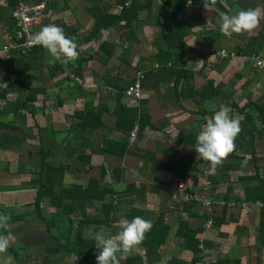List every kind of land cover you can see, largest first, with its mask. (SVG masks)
Returning <instances> with one entry per match:
<instances>
[{
    "label": "crops",
    "instance_id": "1",
    "mask_svg": "<svg viewBox=\"0 0 264 264\" xmlns=\"http://www.w3.org/2000/svg\"><path fill=\"white\" fill-rule=\"evenodd\" d=\"M44 1L48 10L46 18L48 25H58L64 32L71 35L75 33L72 39L76 42L78 50L87 54L96 48V42L82 41L92 22L88 12L89 2H94L109 13L118 12L115 6L116 0ZM218 1V5L187 1L184 8L176 15L177 33L183 36L185 45L192 50L181 46L174 37L162 39L163 32L169 28V8L160 0H151V6L140 11L137 20L132 23L131 33L135 40L130 42L125 40L126 30L122 29V20H116L109 28L101 31V39L107 38L117 43L118 46L107 62L92 59L83 63L81 78L73 74L67 76L66 72H61L59 75L54 74L48 78L44 66L45 59H35L32 72L36 71L37 76L36 81L32 82V91L33 94L35 90L37 91L38 99L33 105L35 119L40 124V137L34 136V129L30 132L22 131L25 138L21 145L9 144L3 137L5 129L2 130L3 132L0 131V139L5 141L0 144V212L11 217L9 227L0 229V231H3L9 238V253L13 257V264H70L68 257L74 255L67 254L65 249L61 248L58 254L47 252L59 243L64 244L65 241L54 227L47 228L38 218L37 211L34 210L35 189L27 184L40 169L39 165L38 168L35 167L37 164L35 160H41V151L50 150V145H59L46 156V161L54 164L50 162L51 155L54 151L61 153V160L57 157V162H63L62 158H65L64 161L67 163H63L69 164L65 183L81 182L84 184L91 174L97 175L99 169L93 168L91 174H86L83 169L87 165L76 161L65 152L71 135L68 131H72L74 124L76 125V120L72 115L83 108L85 100L104 104L107 110L102 114L101 126L94 131L78 128L76 133H88L89 144L99 146L106 145L108 135L115 139L119 138L122 134L115 129V116L112 110L119 102L126 106L134 103L119 89L124 87L138 71L144 73L141 80V99L146 101L143 111L150 115V121L156 128L147 127L142 132L136 130L134 137L129 136V148L134 151H137L136 146L143 148L146 151L145 160L133 154H127L123 158L109 154H94L91 163L93 165L105 164L107 174L102 183H107L116 190H122L127 182L135 183L136 200L133 201L132 206L144 211L142 218L150 220L151 223L158 218H163V221L170 225L164 242L159 244L155 252L147 253L139 245L127 257L138 254L142 257V264H191L192 251L183 246L182 237L175 235L176 225L178 221L185 219L189 227L201 226L205 221L201 213L206 207L198 204L192 207L191 209L196 212L193 216H189L186 210H182L183 198L179 181L172 176L171 172L152 166V160L156 157L179 163H195L198 153L192 146V142L190 144L179 140L178 136L198 135L208 120L212 118L213 113L220 106H228L232 101L239 105L248 99L255 103L264 102V70L256 69L253 63L246 61L245 56L223 58L217 55L221 47L229 50L235 49L237 46L245 45L250 38L257 36L255 37L257 42L254 43L256 53L264 59V0ZM144 2L146 5L150 4L147 0ZM5 8V0H0V44L8 41L6 25L8 15L6 16L3 12ZM247 9H254L260 15L259 24L254 30L233 33L232 36H226L220 31L218 20L222 13L231 15ZM123 48L127 50L126 62L119 60ZM158 51H167L172 54L174 60L169 62L168 66L193 71L191 80L195 89L202 88L207 80H213L218 93L206 98L197 92L187 95L189 93L187 89L185 92L187 96H180L177 100L175 90L179 91L184 82L182 79L179 80L175 87V76L161 73L162 75L157 77L158 63L154 60V55ZM199 53L203 56L198 55ZM1 63L2 61L0 62V74L3 73L5 67H1ZM66 76L70 79L69 87L71 88L66 82H62ZM8 83V81L0 83V88H5ZM14 91H1L0 95L5 93L10 97L13 93L12 97L17 99V91ZM206 92L209 95L212 94L210 89ZM58 95L64 99L63 105L55 107ZM8 100L13 101L10 98ZM200 109L212 111V113L200 114ZM227 109L229 113V108ZM2 116L7 123L12 121L10 120L11 113L2 114ZM233 117L240 118L236 114ZM14 124H20V122L16 119ZM33 124L34 122L31 121V125ZM10 125L7 124V126ZM54 131L63 132L64 137L58 138L53 134ZM256 143L259 158L262 156L258 160V165L261 166L260 173L264 177V147L259 146V143L262 145L264 143V135L256 138ZM79 144L78 140L73 141L72 144L69 143V145ZM169 149L174 151L173 156L167 155ZM250 149V146L242 148L241 154L244 155V160L241 161L239 171L230 173L229 177L219 173V184L213 195L204 191L206 189L203 188V182L207 180V175L214 171L210 170L206 163L197 162L200 176L199 184L194 186L193 190L196 200L200 202L199 199L207 193L210 195L209 201L213 200L214 204L215 195L224 192L229 181H235L236 179L233 178H237L238 175L252 173ZM143 150L140 153H143ZM114 167L123 168L120 182L115 181L111 170ZM76 171H79L78 176L73 174ZM151 183L161 185L158 194L150 193L148 188ZM234 186V194L242 196L241 183H234ZM84 202V200L81 201V207ZM96 206H98L97 203H92V207ZM39 208L42 214L40 216L48 217V219L54 211L47 205L46 197L41 200ZM258 215V204L249 206L245 204L241 208L235 207L227 211L225 221L219 228L210 227L217 231L208 232L210 228H204L199 235L203 257L195 264H208V261L225 257L229 259L230 264H264V247L256 248ZM18 217H24V220H19ZM131 220L125 219L123 213L112 217L113 224L117 226H122L123 222ZM100 230L104 229L98 228L97 231ZM117 233L111 234L107 230L105 232L111 237H115ZM123 261L124 256L120 258V264H123Z\"/></svg>",
    "mask_w": 264,
    "mask_h": 264
},
{
    "label": "trees",
    "instance_id": "2",
    "mask_svg": "<svg viewBox=\"0 0 264 264\" xmlns=\"http://www.w3.org/2000/svg\"><path fill=\"white\" fill-rule=\"evenodd\" d=\"M145 1V0H144ZM141 0H116L115 6L118 8L117 13H109L105 9H102L94 2H89L88 12L91 15V25L88 28V33L82 38L85 43L96 42V48L91 53H85L79 51V57L74 62L61 64L51 63V57L47 50L41 46L27 47L23 46L24 37L18 32V29L14 25L13 17L11 12L15 5L19 2L28 3H41L45 5V10H47L46 3L44 0H5L6 9L8 11L7 17V30H8V41L6 44L10 43L12 46L7 50V52L0 57V62H5V67L3 73L0 74V83L8 81L9 83L5 88L1 89L0 92L10 91L12 89L17 91L18 98L13 101L6 100L4 105H0V117L2 114L11 113L12 116L7 123V121L0 118V131L5 129L3 137L9 142V144H14L12 141L19 140L20 144L23 142L25 135L22 131L30 132L33 129L35 132L34 136L40 137V124L35 119L34 105L38 97L36 96V90L33 94L32 82L36 81L37 73L32 72L33 64H35V59L44 58V66L48 75L51 78L54 74H61L66 72V75L73 74L74 76L81 78V68L82 64L88 62L89 60L96 59L100 62H107V60L114 54L117 43L105 39H101V31L109 28L116 20H122V29L126 30L124 33L125 40L127 42L135 40V37L131 31H133L132 23L137 20L138 13L144 9H148L151 6V0H147L149 5ZM191 1L193 3L207 2L209 4L218 5V0H160L163 5L169 8V28L165 29L162 34V39H167L174 37L177 42L186 48L183 41V36L177 33L176 27L177 21H175L176 15L184 8L185 3ZM46 17L43 19L42 24L38 27L37 31L44 25H48V19ZM171 26V27H170ZM77 32V31H76ZM70 38L74 34H68ZM250 38L248 42L243 46H237L235 49H231L234 53V57L245 56L247 62L253 63L255 66L254 57L262 59L255 49V44L257 42L256 38ZM0 44V48L3 44ZM223 48V47H221ZM220 49V48H219ZM189 50H192L189 48ZM126 48L122 49L119 60L126 62ZM200 56V53L198 54ZM217 55L223 58H233L228 54L221 56L217 51ZM154 60L158 63L157 77L160 74H166L169 76H175V84L177 87V82L182 79L184 85L180 86V90H175V98L178 100L180 96H187L190 93L197 92L200 96L210 98L218 93V90L213 85V80H207L204 86L200 89H195L192 85V70L177 69L173 66H168L169 62H173V56L167 51H158L154 55ZM264 60V59H263ZM36 67H34L35 69ZM37 70V69H35ZM263 70V69H259ZM141 72V71H138ZM143 73V72H141ZM56 75V76H57ZM162 75V74H161ZM63 77V83L69 87L70 79L68 77ZM144 76V73H143ZM77 79V78H76ZM135 80L134 77L128 81V83L120 88L119 90L125 94L128 98L133 100V104L126 106L122 103H117L112 110L115 116V129L121 132L119 138H113L111 135L106 137V145H91L89 144L88 133L77 134L78 128H83L86 130H96L102 124V114L107 110L104 104L94 103L92 100H85L83 103V108L79 111H75L72 115L73 119L76 120V125L74 124L73 130L68 131L70 135L69 141L66 145L65 152L69 153L72 158L76 161H81L87 166L83 171L86 174H91L93 168L99 169L97 175L91 174L83 183H65V177L68 175L69 164H64L59 162L58 164H51L46 161V156L51 154L54 147L59 145H50V150L41 151L42 158L39 161V172L35 177H32L27 184V186L35 189V198L33 202L34 210L37 211L39 215L38 218L47 228H53L65 241L64 244L59 243L56 247L49 249L48 254L54 253L58 254L59 250L65 249L67 254L74 255L77 259H80L81 264H96V255L98 250L94 245V240L92 239L93 232L97 231L98 228L107 230L111 234H115L121 230V226L113 224L112 217L118 213H123L125 219H133L135 216L144 217V211L142 209H137L132 206L133 201L136 200V185L134 182H127L122 190H116L113 186L107 183H102L105 178L107 171L105 164L100 163L98 165H93L91 163V158L94 154L101 155H112L116 157L123 158L127 154L138 155L143 161L146 158V151L143 148L136 146L137 151L130 149L129 136L130 132L136 128L138 132L144 131L147 127L155 129L156 127L150 121V115L143 111V106L146 101L140 98H134L131 95H127L126 90L128 85H130ZM75 82V81H74ZM71 88V87H69ZM189 93L185 95L186 90ZM207 89L212 91V94L206 92ZM204 93V94H203ZM63 100L60 95L57 96V101L55 102V107L62 106ZM137 102V103H136ZM45 107V105H43ZM229 108V115L233 117L234 114L240 116L238 119L241 124V132L235 139L234 150L223 160L221 165H218L214 173L207 175V180L203 182V188L206 189L207 193L213 195L217 190V185L219 184V173L229 177L230 173L239 171L241 169V161L244 160V155L241 154L242 148L244 146H250V158L252 161V173L238 175L235 181H229L226 185L224 192L215 195L214 204L213 200L210 199V206L212 209H205L201 213L204 220L207 218L211 220V226L219 228L225 221V215L227 211L231 208H241L243 205H259V215L256 224V236L257 244L256 248L259 249L264 247V177L261 176L260 169L261 166L258 165L259 154L256 150V138L262 137L264 135V102L255 103L254 101L248 99L242 105L232 101L226 106ZM199 110V109H198ZM200 114H211L212 111L202 110L199 111ZM18 120L20 124H14L15 120ZM31 121L34 122L31 125ZM30 122V124H29ZM7 124H11L7 126ZM63 133V132H62ZM59 131H54V135H61ZM35 137V138H36ZM197 135H180L179 140L184 142H189L192 146L196 145ZM79 141V145H69L73 141ZM16 144V143H15ZM40 144V143H39ZM143 150V153L140 151ZM87 151V152H85ZM168 156H173L174 151L169 149L167 152ZM197 162L206 163L208 168H210V163L200 157L196 158L195 163H179L174 160L169 161L166 159L154 157L152 160V166L168 171L172 173V176L179 181L180 187L183 186L182 192L183 206L182 210H186L189 216L196 214L191 208L195 205H201V203L194 197V186L199 184L200 172L197 168ZM114 174L115 181L120 182L122 178L123 168L114 167L111 169ZM141 171V169H139ZM76 171L74 176H78ZM234 183H241L242 196L235 193ZM244 184V185H243ZM161 185L158 183H151L149 185V191L152 194H158ZM47 198V205L53 208V212L50 214L49 219H46L41 214L40 203L43 198ZM210 197V196H209ZM84 200V204L81 207V201ZM97 203L98 206L92 207V203ZM93 208V209H92ZM92 209V210H91ZM34 211V212H35ZM19 220H24V217H18ZM151 229L146 233L144 240L140 244L145 250V252H155L159 244L163 243L167 232L169 231V224L163 221V218H158L152 221ZM204 230L202 225L197 226V228L189 227L187 220L182 219L178 221L175 229V235L180 236L184 239L183 246L192 251V257L190 259L191 264H195L197 261L202 260L203 251L199 245V235ZM83 261V262H82ZM236 263V262H235ZM123 264H142V257L138 254L131 256H124ZM208 264H230L228 258L216 259L214 261H208ZM237 264V263H236Z\"/></svg>",
    "mask_w": 264,
    "mask_h": 264
},
{
    "label": "clouds",
    "instance_id": "3",
    "mask_svg": "<svg viewBox=\"0 0 264 264\" xmlns=\"http://www.w3.org/2000/svg\"><path fill=\"white\" fill-rule=\"evenodd\" d=\"M259 21V13L254 9H247L231 15L222 13L218 23L224 35L232 36L233 33L254 30ZM31 42L47 50L51 63L66 64L74 62L79 57L76 42L55 24L44 25L38 33L33 35ZM240 132V121L229 115L226 106H220L199 131L195 151L202 159L210 163L212 170H215L234 150L235 139ZM10 220L9 215L0 212V229H7ZM151 227L150 220L135 216L131 221L123 222L121 230L115 237L106 235L102 230L93 232L92 239L98 250L96 264H120V258L130 255L142 243ZM9 247L8 236L0 231V264H13Z\"/></svg>",
    "mask_w": 264,
    "mask_h": 264
},
{
    "label": "built area",
    "instance_id": "4",
    "mask_svg": "<svg viewBox=\"0 0 264 264\" xmlns=\"http://www.w3.org/2000/svg\"><path fill=\"white\" fill-rule=\"evenodd\" d=\"M48 14V10H45V5L43 2L41 3H28V2H19L15 5L14 9L11 12V16L13 17L14 25L18 29V32L21 33L24 37L23 46H40L33 45L31 40L34 34L38 33L37 29L42 24L43 19ZM12 46V44H3L0 48V57L4 55L7 50ZM218 52L221 56L229 55L234 57V53L232 50H229L225 47L218 49ZM255 66L259 69L264 70V60L254 57ZM143 73L136 72L135 80L130 85H128L126 93L127 95H131L134 98L141 97V80L143 79ZM136 132V128H134L130 132V136L134 137ZM208 205L210 203L209 200L206 202ZM206 209L210 210L206 206ZM202 226L204 228H210L211 220L206 219L203 221Z\"/></svg>",
    "mask_w": 264,
    "mask_h": 264
},
{
    "label": "rangeland",
    "instance_id": "5",
    "mask_svg": "<svg viewBox=\"0 0 264 264\" xmlns=\"http://www.w3.org/2000/svg\"><path fill=\"white\" fill-rule=\"evenodd\" d=\"M6 9V8H5ZM4 9V11L3 12H5V14H6V16L8 15V11H7V9L5 10ZM6 24L8 25V23L6 22ZM0 43H1V41H0ZM2 65V64H1ZM4 65H5V62L3 61V65L1 66V67H4ZM11 92H15L14 91V89H12L11 90ZM12 94L13 93H11L10 94V97H9V95H7V94H2V95H0V105H4V103H5V101L6 100H8L9 98L10 99H13V100H15L16 101V97H12ZM11 101V100H10ZM58 138H63L64 137V135H62L61 134V136L60 135H56ZM13 142H14V144L16 143H19V140H12ZM2 143H5V141L4 140H1L0 139V144H2ZM259 146H261V148H263L264 147V143H263V145H262V143H259ZM57 157L59 158V160H61L60 158H61V153L60 152H58V151H54V154L53 155H51V159H50V162H53L54 164H58V162H57ZM262 156H260V158H261ZM63 159V162H65V163H67V161H64V160H66L65 158H62ZM39 161L40 160H35V162H37V164H35V167L36 168H38V165H39ZM251 164H252V162H251ZM74 167H76V166H74ZM250 168V167H249ZM238 184V183H237ZM177 185H178V183H177ZM239 186V185H238ZM179 188H180V190H183L184 189V187L183 186H179ZM206 194V195H205ZM205 194H203V196L201 197V199H199L200 200V202H201V205H202V207H208V208H210V209H212V207L210 206V204L208 205L206 202H207V200H209V196L210 195H208L207 193H205ZM47 219H48V217H46ZM121 220H123V219H121ZM214 230H216L215 228H210L209 230H208V232H213ZM217 231V230H216ZM103 232L105 233L106 232V230H103ZM68 259H69V262H70V264H81V261H80V259H77V258H75V256H70V257H68ZM76 259H77V261H76ZM83 262V261H82Z\"/></svg>",
    "mask_w": 264,
    "mask_h": 264
}]
</instances>
